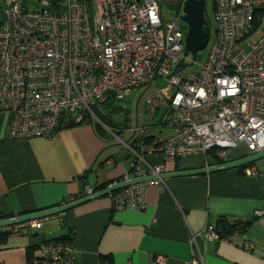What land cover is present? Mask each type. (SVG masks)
I'll use <instances>...</instances> for the list:
<instances>
[{
	"label": "built area",
	"instance_id": "built-area-1",
	"mask_svg": "<svg viewBox=\"0 0 264 264\" xmlns=\"http://www.w3.org/2000/svg\"><path fill=\"white\" fill-rule=\"evenodd\" d=\"M162 3L14 0L2 8L0 111L12 117L13 140L53 137L61 127L81 123L88 114L98 120L93 110L97 103L122 100L131 89L150 87L160 78L166 83L145 101V111L151 115L164 109L162 123L171 134L146 143V127L133 129L139 141L136 147L126 144L131 171L115 183L130 181L131 175L157 179L120 189L112 195L116 209H143L146 187L164 182L165 165H153L148 154L172 161L194 154L207 157L213 150L217 165L233 160L231 154L240 147L246 156L264 152V0H215L214 37L211 32L209 53L199 69L181 68L182 61L193 59L186 55L188 26L181 16L166 19ZM245 41L248 49L243 47ZM241 173L262 175L256 163ZM99 191L86 186L68 203ZM45 220L3 230L40 229ZM237 228L229 235L233 239L215 224L194 234L192 264H203L198 237L230 240L252 250L244 229ZM241 233L242 241H236ZM41 250L36 263H77L73 242H48ZM152 264H167V257L156 255Z\"/></svg>",
	"mask_w": 264,
	"mask_h": 264
},
{
	"label": "crops",
	"instance_id": "crops-1",
	"mask_svg": "<svg viewBox=\"0 0 264 264\" xmlns=\"http://www.w3.org/2000/svg\"><path fill=\"white\" fill-rule=\"evenodd\" d=\"M12 1L0 0V25L1 10ZM184 1H177V16L183 15ZM116 104L110 108L114 112L121 110ZM126 111L122 123L111 119L123 141L100 120V129L85 122L62 128L53 137L13 140L12 117L0 111V219L61 207L86 186L108 188L123 179L132 161L126 144L136 141L139 134L133 129L140 127L138 116L133 120L132 112ZM152 116L153 123L145 126L148 136L171 134L160 125L159 114ZM146 157L153 165L164 164V173L213 165L202 154L172 161L160 154ZM257 166L262 175L231 169L163 179L146 187L143 209H116L112 195L118 190L40 218H48L40 229L26 226L0 235V264H41L35 259L41 258L42 245L48 242L75 243L76 264H152L156 255L166 256L167 264H192L193 235L221 218L246 223L244 233L253 248L247 251L230 240L198 237L203 264H264V214L259 215L264 210V164ZM244 233L236 241H242Z\"/></svg>",
	"mask_w": 264,
	"mask_h": 264
},
{
	"label": "water",
	"instance_id": "water-1",
	"mask_svg": "<svg viewBox=\"0 0 264 264\" xmlns=\"http://www.w3.org/2000/svg\"><path fill=\"white\" fill-rule=\"evenodd\" d=\"M207 10L206 0H185L183 3V17L182 20L187 24L188 31L186 35V55L191 54L193 59L198 58V53L208 46L210 40V32L204 30L205 25V13ZM193 64H188L184 61L180 63L181 68H186ZM264 159V152L246 156L240 159L232 160L229 162L205 166L198 169H188L181 170L177 172L163 173L161 174L162 179H168L170 177H180V176H192V175H202V174H213L226 170L237 169L241 166H245L251 163H256L257 161ZM157 179L155 175H147L141 178H134L133 175L130 176V181L114 183L110 187L96 192L92 195L86 196L84 198L78 199L74 202L66 204L61 207H53L51 209L41 210L35 213L8 217L0 219V228L24 223L29 220L40 219L50 215H55L61 212H65L71 208H74L82 203L88 202L100 196L108 195L109 193L118 191L122 188L130 186L139 182H147Z\"/></svg>",
	"mask_w": 264,
	"mask_h": 264
},
{
	"label": "rangeland",
	"instance_id": "rangeland-1",
	"mask_svg": "<svg viewBox=\"0 0 264 264\" xmlns=\"http://www.w3.org/2000/svg\"><path fill=\"white\" fill-rule=\"evenodd\" d=\"M178 0H163L162 3V8L164 12V17L166 19L169 18H174L177 16L178 12L176 10V4ZM207 1V10H206V19L208 21H211V28H212V33L211 36L212 38L214 37V28H215V20H214V12H213V0H206ZM186 25V24H185ZM264 30V27H263ZM243 47L245 49H248L249 46L247 42L245 41L243 44ZM209 53V47L207 46L205 49L201 50L198 53V58L196 59L195 62H193V59H188V64H193L190 65L191 69H199L201 65L206 61L207 55ZM193 58V57H192ZM166 83L160 78L157 79L150 87L145 86V87H136L131 89L127 94L124 96L122 100L117 101L116 106L121 108L120 111L114 112L113 110H108L105 107L107 105L97 103L93 106V108L96 109L97 112H100L101 114L106 113L110 119H113L115 123H122L123 120L125 119V114L128 113L126 110H130L132 112V116L130 118L133 120L136 119L138 120V124L140 127L149 125L150 123H153V116L152 115H147L145 111V101L152 97L156 91L159 88L165 87ZM94 109V110H95ZM127 112V113H125ZM149 116V117H148ZM148 119V120H147ZM111 132V130H110ZM167 130L165 131V133ZM123 138H126L127 135L124 134L122 135ZM241 149V147H240ZM257 164L263 165L264 164V159H261L257 161Z\"/></svg>",
	"mask_w": 264,
	"mask_h": 264
},
{
	"label": "trees",
	"instance_id": "trees-1",
	"mask_svg": "<svg viewBox=\"0 0 264 264\" xmlns=\"http://www.w3.org/2000/svg\"><path fill=\"white\" fill-rule=\"evenodd\" d=\"M259 11H263V9H260ZM213 12H215V0H213ZM1 13H2V10H1ZM203 28H204V30H206V31H208L210 33L212 31L211 21H208L206 19V13H205V25H204ZM116 102L117 101H114V102L113 101H107L106 103H100V104L107 105V107H105V108L108 109V110H110V108L113 107V105H115ZM94 109L95 108H93V110ZM163 111H164V109H159L154 114H151V115H158L159 114V116H160V121L159 122H160V125H162V126H164L163 123H162L163 122L162 121ZM94 112H95L96 116L98 117V120H94V118L90 114H88L87 116H85L84 120L81 123H76L74 121H71L70 123L66 124L63 128L72 127V126H75V125H81V124H83L85 122L86 123L87 122H91V123H95L96 126L98 125L97 128L100 129V125L102 127V123H103L104 125H106L109 128L108 130H111V133H113V134H115V136H117L118 135V130H117L118 128H117V126L114 123H112V120L110 119V117L106 113L101 114L100 112H97L96 109L94 110ZM99 120L102 123L99 122ZM61 129H62V127L59 129V131ZM146 133L144 134L143 139H145V142L146 143H152V141L156 137L155 136H148ZM138 141H139V136L136 137V141H135V138H134V142L132 144H130V145L136 147L137 144H138ZM150 155H154V154H150ZM231 156H232L233 159L243 158L244 156H246V151H245L244 148H241L238 151H235L233 154H231ZM206 159H207V161L208 160H212L213 163L219 162V160L215 157L213 150L212 151H209V156H207ZM256 164H257V162H256ZM245 166L239 167L238 170L242 171ZM130 171H131V169H130ZM106 187H107L106 185H100L98 187L96 186L95 188L97 190H99V189H103V188H106ZM239 225H240V227H242L243 229H245V227H246L247 224L246 223H243V222H233V221L227 220L226 218H221L219 220V222H217V228L222 231L221 232L222 234H227V233L232 232ZM11 233L12 232L9 233L8 231H5V232L3 231V232L0 233V235L5 236V235L11 234Z\"/></svg>",
	"mask_w": 264,
	"mask_h": 264
},
{
	"label": "clouds",
	"instance_id": "clouds-1",
	"mask_svg": "<svg viewBox=\"0 0 264 264\" xmlns=\"http://www.w3.org/2000/svg\"><path fill=\"white\" fill-rule=\"evenodd\" d=\"M183 15H184V13H183ZM183 15L181 16V17H183ZM244 157H246V156H244ZM240 159V158H239ZM233 160H236V159H233ZM232 161V160H231ZM252 164V163H251ZM249 165V164H248ZM247 166V165H246ZM238 169V168H237Z\"/></svg>",
	"mask_w": 264,
	"mask_h": 264
}]
</instances>
